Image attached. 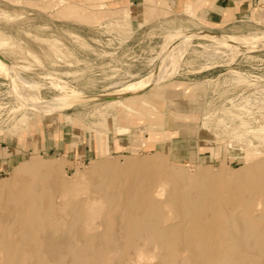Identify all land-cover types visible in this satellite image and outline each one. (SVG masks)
I'll return each instance as SVG.
<instances>
[{"label":"rangeland","instance_id":"rangeland-1","mask_svg":"<svg viewBox=\"0 0 264 264\" xmlns=\"http://www.w3.org/2000/svg\"><path fill=\"white\" fill-rule=\"evenodd\" d=\"M71 1L0 0V60L9 61L20 73L17 76L13 69L0 62L18 79L0 73V136L20 141L27 131L63 116L77 131L98 134L100 139H105L113 128L116 134L127 132L130 146L124 151L103 153L96 159L77 162L57 154L27 152L18 156L7 171L0 173V183L5 180L7 184L0 189V224L11 223L14 218L9 227L10 236L7 234L10 240L6 245L0 242V257L3 256L0 264H169L163 256L171 249L165 247V242L155 243L157 230L171 229L178 237L191 234L188 228L200 223L198 218H190L193 212L190 201L197 199L212 206L218 204L216 207L220 210L224 208L225 213L218 210L214 215L219 218L222 214L221 220L207 216L205 222L215 218V224L221 221L222 224L223 215L233 211L240 215L239 219L232 220L234 225L240 223L239 226L258 232L244 235L239 244L244 258L236 260L235 264H264L262 255L250 250L252 245L248 241L264 239V190H257L258 194L256 191L253 196L254 191L245 181L247 176L259 174L251 167L264 162V46L248 49L239 42H220L218 46L214 41L206 42L208 38H193L180 55L181 60H176L175 71L163 74L169 75L153 81L149 85L152 87L130 97L105 95L122 92L144 81L168 48L161 63L170 62L180 47L179 43H173L175 28L205 36L216 32L262 37L264 23L257 19L211 27L184 14L165 11L162 9L168 8L165 0H146L150 8L143 10V17L140 11L146 5L129 14L110 3ZM226 44H231L233 50ZM20 79L27 80L28 84ZM28 87L33 98L42 102L41 106L54 111L28 102L22 95L27 91L28 96ZM75 92L88 98L71 104V100L78 98L73 96ZM18 98L25 103L23 106L19 107ZM56 103L58 108L54 106ZM173 118L179 130L162 132L154 128L151 140L170 134L196 133L214 146L215 154L199 160L191 157L178 161L167 153L155 151L160 149L157 147L160 144L130 148L139 136L135 132L148 134L145 121L165 122ZM180 125L188 129L183 131ZM181 148L178 143L174 146L175 150ZM141 159H158L162 169L155 172L127 168ZM105 163H113L112 168L117 171L111 168L109 173L111 169L100 172L104 177L100 173L87 174L92 164ZM27 165L48 168L50 173H32L24 169ZM81 171L86 172L83 178L77 175ZM202 171L211 173L209 181L212 183L194 186L193 181L185 185L174 181L173 173L199 177ZM162 173L172 179L165 185L159 182L161 187L157 179ZM203 187L207 189L206 194ZM185 190L192 193L184 195ZM34 201L35 204H31ZM211 213L210 210L205 212L206 215ZM36 218L43 224L38 225ZM32 221L40 228L34 229L40 231L42 237L30 231ZM93 226L95 231L86 230ZM110 232L114 236L107 235ZM99 236L102 239L96 238ZM60 237L72 243L49 250V243L56 241V245L62 240ZM188 246L199 245L190 243ZM180 249L175 250V257L189 260L188 250Z\"/></svg>","mask_w":264,"mask_h":264},{"label":"bare ground","instance_id":"bare-ground-1","mask_svg":"<svg viewBox=\"0 0 264 264\" xmlns=\"http://www.w3.org/2000/svg\"><path fill=\"white\" fill-rule=\"evenodd\" d=\"M186 29V28H185ZM186 32H190V31H188V30H179L178 28H175V38H174V41H173V43H175V42H177V43H179L180 45V47H179V52L176 54V56L174 57V58H172V60L170 61V62H162L161 63V61H162V58L167 54V52H168V49L162 54V56H161V58H159V60L157 61V64H156V66H155V68L153 69V71H151L147 76H146V78H145V80L144 81H140V83H138V84H136V86H134V87H127L126 89H124L122 92H110V93H106L105 95L106 96H108V95H111V96H115L116 98L119 96V97H123V96H126V97H130V96H132V95H134V94H136L137 92L139 93V91H142V90H145V89H147V88H149L150 86L149 85H151V83L154 81L155 82V80L156 79H162V78H164V77H166V76H168L169 74H167V75H163V74H165V73H167V72H169V71H175V67H176V60L178 59L179 61L181 60V59H179V57H180V55H182L183 54V52L186 50V47L190 44V42H191V40L193 39V38H208L207 40H206V42H212V41H214V43H218V46H219V43L220 42H225V43H233V42H239V43H242V44H244L248 49H255V48H261V46H264V36H262V37H251L250 35L249 36H243V35H234V34H223V33H216V32H213L214 34H211V36H205V35H202V34H200V33H186ZM254 34V33H253ZM263 34V33H262ZM253 36V35H252ZM237 38V40H235ZM215 40H217V41H215ZM221 44V43H220ZM223 44V43H222ZM177 45V44H176ZM208 45H210V44H207V46ZM211 45H213L212 43H211ZM224 45V44H223ZM178 46V45H177ZM226 46H229L230 48H231V50H233V47L231 46V44H226ZM228 47V48H229ZM212 52V51H211ZM210 52V53H211ZM213 52H215V51H213ZM182 57V56H181ZM0 62H2V63H4V64H6L7 66H9L11 69H13L14 71H15V73L17 74V76H20V73H19V71L15 68V65H13L12 63H10L9 61H7V60H4V59H1L0 60ZM180 63V62H179ZM0 73H1V75L2 76H4V74L5 75H7V76H9V77H13V78H16V80H18L17 79V77L15 76V75H13L11 72H9L7 69H5L3 66H1V63H0ZM172 73V72H171ZM162 75V76H161ZM21 81H24V82H26V84H28V81L27 80H25V79H20ZM30 84H31V82H30ZM29 84V85H30ZM33 85V84H32ZM149 86V87H148ZM32 87V86H31ZM63 87H66L65 85L63 86ZM33 88H34V86H33ZM31 89V88H30ZM36 89H37V87H36ZM35 89V90H36ZM70 89V88H69ZM38 90V89H37ZM28 96L27 95H25V93L27 92H25V93H23L22 95L25 97V99L28 101V102H32V103H35V104H37V105H39L41 108H44L45 106H41V104H42V102H40V101H38V100H36V99H34L33 98V94L31 93V91L29 90V87H28ZM73 91V90H72ZM75 91V90H74ZM36 92H38V91H36ZM82 93H80V92H75V95H73V96H75V97H78V98H75L74 100H71V104H74L75 102H78V101H80V100H84V99H87L88 97H83L82 95H81ZM37 97V96H36ZM73 98V97H72ZM18 100L19 101H17V102H19V107H20V104H21V106H23L25 103H23V101L21 100V98H18ZM41 100V99H40ZM66 101V100H65ZM25 102V101H24ZM43 102H44V100H43ZM47 102H49V101H47ZM113 102H115V101H113ZM49 103H51V102H49ZM48 103V104H49ZM54 103V102H53ZM68 103V102H67ZM116 103L117 104H119L120 106L122 105V102H120V101H118V100H116ZM57 104V103H56ZM145 104V103H144ZM51 105V104H50ZM49 106V105H48ZM54 106H57V108H58V104L57 105H54ZM63 106H65V105H62V107ZM124 106V105H123ZM53 107V106H52ZM59 107H61V106H59ZM45 108H47V107H45ZM49 108V107H48ZM48 108H47V110H48ZM51 109V108H50ZM49 109V110H50ZM46 110V111H47ZM48 110V111H49ZM51 110H53V108L51 109ZM57 110V109H56ZM60 110V109H59ZM45 111V112H46ZM54 111V110H53ZM158 160V159H157ZM157 160H153V159H141L140 161H138V162H132L131 163V165H129V166H127V168L131 171H136L137 169L139 170V171H143L144 169H152V170H156V169H158V171H160L162 168H160L159 166V162L157 161ZM264 161V160H263ZM112 164V165H111ZM163 164V163H162ZM117 166V165H116ZM164 166V165H163ZM112 167H115L114 165H113V163H105V164H92V166H91V168L89 169V173H88V171H87V174H97V173H100V172H105V171H107V170H109V169H111ZM118 167V166H117ZM45 168V167H44ZM44 168H41V167H38V166H36V165H27V166H24V169L25 170H27V171H30V172H32V173H37L38 175H42V174H44V173H46V172H48L49 170H48V168H46V169H44ZM252 169L254 168V170L256 171V172H258L259 174H256V175H249V176H247L246 178H245V181L246 182H248V188L249 189H252L253 191H254V193L252 194L253 196H255L254 194L256 193V191L258 190H264V173H262L263 171H264V162H259V163H257V164H255L254 166H252L251 167ZM112 169H114V170H116V168H112ZM112 169L110 170V171H108L107 173H109V172H111L112 171ZM119 169V168H118ZM160 169V170H159ZM54 170V169H53ZM125 170H127V169H125ZM117 171V170H116ZM119 171V170H118ZM253 170H251V172H252ZM126 171H124V173H125ZM156 172V171H155ZM162 172V171H161ZM160 172V173H161ZM169 172V171H168ZM40 173V174H39ZM42 173V174H41ZM49 173H50V171H49ZM138 173V172H137ZM163 173H164V171H163ZM163 173H162V177L161 176H158V177H160L159 179H157V181H158V184H159V182L161 183L162 182V184L163 185H165V184H167L168 183V181L167 180H170L171 181V179H172V177L170 178V175L168 176V178H166L165 177V175H163ZM253 173V172H252ZM52 174H54V172L52 173ZM100 174H102V176H103V173H100ZM123 174V173H122ZM132 174V173H131ZM155 174V173H154ZM174 174V181H175V183L177 182L178 184L180 183H182L183 185H185V184H187V182H190V181H193L191 184L192 185H201V183H205V182H209V184L210 183H212V182H210L209 180H210V178L212 177L211 176V173H207V172H205V171H202L201 173H200V175H199V177H188L187 175H184V174H182L181 176H180V174H178V173H173ZM244 174V173H243ZM46 175V174H45ZM77 175H79V177H84L85 175H86V172L84 173L83 171H81L79 174L77 173ZM125 175V174H124ZM156 175H158L157 173H156ZM161 175V174H160ZM213 175V174H212ZM215 175V174H214ZM219 175V174H218ZM105 176V175H104ZM103 176V177H104ZM166 176H167V174H166ZM173 176V175H172ZM42 177H44V176H42ZM78 178V177H77ZM215 178V177H214ZM213 179V178H212ZM217 179V178H216ZM121 180V179H120ZM147 180V179H146ZM152 180H153V178H152ZM4 181L5 180H3V182H1L0 183V189L1 188H4V187H6L7 186V184H5L4 183ZM164 181H166V183L164 182ZM170 181H169V183H170ZM173 181V180H172ZM216 181V180H215ZM216 182H218V181H216ZM171 183H173V182H171ZM214 183V182H213ZM222 183V182H221ZM225 183V182H224ZM179 184V185H180ZM219 184V183H218ZM156 185V184H155ZM161 187H162V185L161 184H159ZM173 185V184H172ZM171 185V186H172ZM205 185H207V184H205ZM211 185H213V184H211ZM211 185H209L210 187H211ZM215 185H217L216 183H215ZM245 185H246V183H245ZM214 186V185H213ZM221 186V185H220ZM223 186V185H222ZM247 186V185H246ZM192 186H190V188H191ZM206 187V186H205ZM145 188V187H144ZM195 188H197V187H195ZM208 188V187H207ZM221 188V187H220ZM201 189H205L204 187L203 188H201ZM216 189V188H215ZM146 190V189H145ZM193 190V189H192ZM211 190V189H210ZM152 191V190H151ZM157 191V190H156ZM184 191V190H183ZM205 191H207V189H205L204 190V193H205ZM258 191H257V194H258ZM19 192V191H18ZM164 192V191H163ZM109 193V192H108ZM166 193V192H165ZM178 193H179V191H178ZM185 194L184 195H189L190 193H192L191 192V190H185V192H184ZM209 193V192H208ZM260 193V192H259ZM143 194H145V192L143 193ZM148 194V193H147ZM206 194V193H205ZM256 194V195H257ZM16 195V194H15ZM159 195V194H158ZM19 196H20V194H19ZM155 196H157V195H155ZM160 196V195H159ZM191 196V195H190ZM211 196V195H210ZM19 198V197H18ZM148 198V197H147ZM212 198V197H211ZM43 199V198H42ZM52 199V198H51ZM251 199V198H250ZM14 200V199H13ZM130 200H131V198H130ZM252 200V199H251ZM41 201V200H40ZM39 201V202H40ZM153 201V200H152ZM216 202H217V200H215ZM214 201V202H215ZM38 201H36V203H37ZM77 202V201H76ZM92 202V201H91ZM129 202V201H128ZM127 202V203H128ZM180 202V201H179ZM191 202V205H190V207L193 209V212H192V214L190 215V218H198L199 220H200V223L198 224V225H195V226H193V227H190V228H188V229H191V234H186V236H184V237H178L177 236V232L176 231H174V230H171V229H169V230H160L158 227V230H157V235H158V237L156 238V240L154 239V237H155V235H154V237L152 238V239H154L155 240V243H158V244H161V242H165V247L166 248H168V249H171L170 250V253L169 254H167L166 256H163V257H167L166 259H168L167 261L169 262V264H179V263H181V264H235L236 262V260H238V261H240L241 259H243L244 257L241 255V253H242V251L240 250V247H239V244L242 242V240H244V235L245 234H250V235H254V234H257L258 232L257 231H254L253 232V230L252 231H250L249 229H248V227H246L245 225V227L243 226V225H241V226H239L240 225V223H239V225H234L233 223H234V221H232V220H236V219H239V216L240 215H238L239 213H236V212H227L226 213V215L224 214L223 216H225V217H222V218H225V219H223L224 220V222L221 224V222H220V224L218 223V224H215V222H213L214 220H215V218H217L218 217V215H217V217H215L214 215H215V213L218 211V210H220V207L218 206V207H216L217 205L216 204H214V206H212L211 204H206V201H203L202 199H197V200H194V201H190ZM211 202V201H210ZM212 202H213V200H212ZM211 202V203H212ZM213 202V203H214ZM215 202V203H216ZM15 203V202H14ZM26 203V202H25ZM35 204V201L34 202H32L31 204ZM67 203V202H66ZM148 203V202H147ZM182 203H184V202H182ZM24 204V203H23ZM27 204V203H26ZM42 204V203H41ZM52 205V204H51ZM80 205H81V202H80ZM147 205V204H146ZM208 205H211V206H208ZM14 206V205H13ZM25 206V205H24ZM38 206H40L39 204H38ZM38 206L36 207V209H38ZM47 206V205H46ZM79 206V205H78ZM142 206V205H141ZM148 206V205H147ZM147 206H145V208L147 207ZM179 206V205H178ZM21 207V206H20ZM30 207V206H29ZM61 207H62V205H61ZM75 206H73V208H74ZM77 207V206H76ZM81 207V206H80ZM41 208V207H40ZM72 208V209H73ZM78 208V207H77ZM142 208V207H141ZM188 208V207H187ZM206 208V209H205ZM23 209H25L24 207H23ZM82 209V208H81ZM88 209V208H87ZM144 209V208H143ZM153 209L156 211L157 210V207L156 206H154L153 207ZM176 209V208H175ZM224 208H221V210L220 211H222ZM15 211H17V213H18V210H16V208L14 209ZM46 210H48V209H46ZM78 210V209H77ZM76 210V211H77ZM177 210V209H176ZM178 210H180V208L178 209ZM204 210V211H203ZM208 210H210V211H212V213H211V215H206L205 214V212L207 211L208 212ZM49 211V210H48ZM47 211V212H48ZM67 211V210H66ZM75 211V212H76ZM188 211H189V209H188ZM219 211V212H220ZM243 211V210H242ZM26 212V211H25ZM30 212V211H29ZM46 212V213H47ZM56 212V211H55ZM65 212V211H64ZM180 212V211H179ZM222 212H224V211H222ZM16 213V214H17ZM41 214H42V212H40ZM43 213H45V210L43 211ZM225 213V212H224ZM2 214V213H1ZM14 214V213H13ZM22 213L20 212V215L19 216H22L21 215ZM26 214V213H25ZM28 214V213H27ZM71 214V213H70ZM80 214V213H79ZM82 214V213H81ZM44 215V214H43ZM152 215H154V214H152ZM176 215H179L178 213L176 214ZM237 215H238V217H237ZM14 216L16 217L17 215H15L14 214ZM19 216H17V217H19ZM24 216V215H23ZM27 216V215H26ZM37 216V215H36ZM74 216V215H73ZM141 216V215H140ZM207 216H209L210 218L211 217H215V218H213V221L212 220H210L211 222H209V221H206L205 222V219H206V217ZM222 216V214H220V216H219V218H217L218 220H221L220 219V217ZM256 216V215H255ZM41 217V216H40ZM69 217V216H68ZM75 217V216H74ZM150 217V216H149ZM179 217V216H178ZM1 218V217H0ZM3 219H4V217H2ZM20 218V217H19ZM23 218V217H22ZM43 218H45V217H43ZM58 218V217H57ZM89 218H90V216H89ZM93 218V217H92ZM142 218V217H141ZM141 218L139 217V219L141 220ZM227 218V219H226ZM13 219V221H11V223L12 222H14V218H12ZM25 219V218H24ZM37 219V218H36ZM35 219V220H36ZM46 219V218H45ZM82 219V218H81ZM81 219H80V221H81ZM86 219V218H85ZM139 219H138V223H139ZM216 219V220H217ZM245 219V218H244ZM243 219V220H244ZM247 219V218H246ZM1 220V219H0ZM7 220V219H6ZM5 219H4V221H6ZM34 220V219H33ZM38 220V219H37ZM64 220V219H63ZM91 220V219H90ZM190 220V219H189ZM217 220V221H218ZM240 220H242V219H240ZM42 221V220H41ZM39 222V220L38 221H36V223L38 224H40V225H42L43 223L42 222ZM87 221V220H86ZM85 221V222H86ZM247 222H248V220H246ZM245 221V222H246ZM7 222V221H6ZM1 223L0 225H1V233H0V242L1 243H3L4 245H6V242L7 241H9L10 239H9V236H10V233H8L9 232V229H11V228H9L10 227V225H11V223H10V221L8 222V223ZM33 222V221H32ZM91 222H92V220H91ZM144 222V221H143ZM213 222V224H211ZM236 222V221H235ZM261 222V221H260ZM42 223V224H41ZM87 223V222H86ZM85 223V225L87 226V224ZM217 223V222H216ZM33 224V229H32V227H30V231L32 230L33 231V233H34V231H36L35 229H37L38 227L37 226H35V225H37V224H35V221L32 223ZM38 224V225H39ZM53 224V223H52ZM52 224H51V226H52ZM58 224V223H57ZM56 224V225H57ZM84 224V223H83ZM82 224V225H83ZM186 224H187V222H186ZM214 224L216 225V227L214 226ZM231 224H233V225H231ZM246 224V223H245ZM231 225V226H230ZM261 225V224H260ZM263 225V224H262ZM24 226V225H23ZM91 226V225H90ZM95 226H96V224H95ZM135 226V225H134ZM136 226H138V224H136ZM160 226H161V224H160ZM159 226V227H160ZM176 226V225H175ZM184 226V225H183ZM247 226H248V224H247ZM249 226H250V224H249ZM37 227V228H36ZM89 227V226H88ZM99 227V226H98ZM150 227V226H149ZM148 227V228H149ZM154 227V226H153ZM185 227H186V225H185ZM184 227V228H185ZM242 227V228H241ZM244 227V228H243ZM35 228V229H34ZM84 228H85V226H84ZM183 228V229H184ZM7 229V230H6ZM16 229V228H15ZM38 229H40V228H38ZM93 229V231H95L94 230V226H93V228L91 227V228H86V230H92ZM95 229H96V227H95ZM182 229V230H183ZM252 229H254V228H252ZM4 230V232H2ZM59 230V229H58ZM61 230H63V229H61ZM146 230H148V229H146ZM152 230V229H151ZM10 231H13V230H10ZM15 232H16V230H14ZM13 231V232H14ZM18 231V230H17ZM29 231V232H30ZM39 231V230H38ZM84 231V230H83ZM89 231V232H90ZM143 231V230H142ZM149 231V230H148ZM249 231V232H248ZM66 232V231H65ZM81 232V231H80ZM86 232V231H85ZM88 232V231H87ZM86 232V233H87ZM88 232V233H89ZM92 232V231H91ZM113 232V231H112ZM112 232H110V233H108L107 235H110ZM117 232V231H116ZM3 233V234H2ZM36 233H38L37 231H36ZM35 233V234H36ZM39 233H40V231H39ZM38 233V235H39V237L42 235H40ZM59 233V232H58ZM106 233V232H105ZM119 233V232H118ZM7 234H9V236H7ZM15 234V233H14ZM85 234V233H84ZM123 234V233H122ZM125 234V233H124ZM134 234V233H133ZM77 235H79L78 233H77ZM106 235V234H105ZM112 235V234H111ZM96 236H98V235H96ZM112 236H114V234L112 235ZM117 236V235H116ZM258 236V235H257ZM38 237V238H39ZM42 237V236H41ZM56 237V236H55ZM78 237V236H77ZM147 237H149V236H147ZM11 238V237H10ZM14 238V237H13ZM12 238V239H13ZM96 238H98V240L101 238L100 236L99 237H96ZM138 238V237H137ZM259 238V239H258ZM258 238H255V239H253L252 238V240H248L249 242H251L250 243V245H252L251 247H249L250 248V250H255V251H257L258 253H260V256L262 255V259L264 258V239H263V237H258ZM47 239H48V241H49V238H48V236H47ZM60 239H62L61 241H59L56 245H55V243H56V241H55V243H53L52 245H51V243H49V250H50V248L51 249H57V247L58 246H60V245H62L63 246V248H64V246H68V245H70V243H72L70 240H67V239H64L63 237L61 238L60 237ZM59 239V240H60ZM102 239V238H101ZM112 239V238H111ZM151 239V240H152ZM263 239V240H262ZM44 240H46V238H44L43 239V241ZM56 240V239H55ZM79 240V239H78ZM81 240V239H80ZM83 240V239H82ZM98 240H97V242H98ZM113 240V239H112ZM111 240V241H112ZM114 240H115V237H114ZM147 240V239H146ZM245 240H246V238H245ZM16 241V240H15ZM50 242V241H49ZM79 242V241H78ZM83 242V241H82ZM96 242V241H95ZM113 242V241H112ZM111 242V243H112ZM115 242H116V240H115ZM134 242H136V241H134ZM147 242H149V241H147ZM154 242V241H153ZM246 242V241H245ZM249 242H247V243H249ZM0 243V244H1ZM22 243V242H21ZM111 243H109L110 245H111ZM114 243V242H113ZM190 243H196V244H198L199 246H188ZM2 244V245H3ZM83 244V243H82ZM95 244V243H94ZM100 244V243H99ZM98 244V245H99ZM140 244V243H139ZM138 244V245H139ZM48 245V244H47ZM46 245V246H47ZM182 245H187V246H182ZM30 246V245H29ZM105 246V245H104ZM112 246V245H111ZM110 246V247H111ZM135 246H137V245H135ZM154 246H156V245H154ZM45 247V246H44ZM164 247V248H165ZM181 247H183L184 249H187L188 250V252H189V260L188 259H186V260H180V259H177L176 257H175V250H177V249H180ZM4 248V247H3ZM62 248V247H61ZM144 248V247H143ZM157 248H158V246H157ZM165 248V249H166ZM24 249V248H23ZM41 249V248H40ZM118 249V248H117ZM137 249V248H136ZM161 249V248H160ZM2 250V249H1ZM38 250V249H37ZM145 250V249H144ZM180 250H182V249H180ZM28 251V250H27ZM48 251V250H47ZM46 251V252H47ZM55 252V250H52V252ZM158 251V250H157ZM161 251V250H160ZM160 251H159V253H160ZM240 251H241V253H240ZM142 252V251H141ZM162 252V251H161ZM164 252V251H163ZM157 253V252H156ZM42 254V253H41ZM58 254V253H57ZM155 254V253H154ZM163 254V253H162ZM181 254H182V252H181ZM51 255V254H50ZM142 255H143V252H142ZM52 256H53V254H52ZM69 256V255H68ZM258 256V255H257ZM3 257V256H2ZM2 257H0L1 259H2ZM141 257V256H140ZM162 256H160L159 257V259L161 260L162 258H163ZM57 258V257H56ZM18 259V258H17ZM105 259V258H104ZM145 259V258H144ZM165 259V258H164ZM42 260V259H41ZM107 260V259H106ZM147 260V259H146ZM33 261V260H32ZM108 261H109V258H108ZM262 261V260H261ZM264 261V260H263ZM46 262H47V260H46ZM137 262V261H136ZM159 262V261H158ZM174 262H176V263H174ZM8 263H9V261H8ZM57 263H58V261H57ZM29 264V263H28ZM158 264V263H157ZM239 264V263H238Z\"/></svg>","mask_w":264,"mask_h":264},{"label":"crops","instance_id":"crops-1","mask_svg":"<svg viewBox=\"0 0 264 264\" xmlns=\"http://www.w3.org/2000/svg\"><path fill=\"white\" fill-rule=\"evenodd\" d=\"M74 1L82 2L86 0H72L71 3H74ZM94 1H97V4H104V2L113 4L115 7H119V10L121 9L129 14L135 12L141 5H146L140 11L142 17L144 16L143 10L150 8L146 0ZM165 2L168 6V8L166 6L162 8L165 11L184 14L211 27H225L236 22H249L257 19L264 23V0H165ZM157 11L159 12V10ZM136 23L138 25V22ZM175 119L165 122L161 120L145 121L148 134L140 130L135 132L139 136L135 138L130 148L135 149L151 143L155 147L160 144L161 146L157 147H160L161 150L155 151L167 153V155L176 158L178 161L188 160L191 157L194 160H199L212 157L215 154L214 146L196 135V133L170 134L166 137H154L156 139L151 140L154 128L162 132L178 131L177 126L179 125L174 123ZM123 126L129 128L128 125ZM180 129L185 131L188 128L183 125ZM126 133L116 134L113 128V132H109L105 139H100L98 134L93 136L77 131L76 126L68 124L63 116H57L54 120H47L34 127L33 131L29 130L24 133L20 141L0 136V173L7 171L18 156L27 152L57 154L77 162L93 157L96 159L103 153L124 151L130 146V139ZM177 143L182 145L180 150L174 149Z\"/></svg>","mask_w":264,"mask_h":264}]
</instances>
